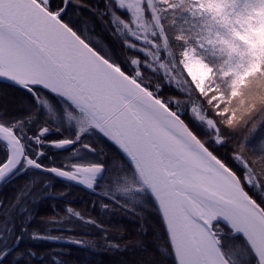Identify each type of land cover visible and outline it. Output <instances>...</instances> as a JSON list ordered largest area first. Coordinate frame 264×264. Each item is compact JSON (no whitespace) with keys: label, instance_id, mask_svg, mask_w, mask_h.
I'll list each match as a JSON object with an SVG mask.
<instances>
[{"label":"snow or ice","instance_id":"snow-or-ice-1","mask_svg":"<svg viewBox=\"0 0 264 264\" xmlns=\"http://www.w3.org/2000/svg\"><path fill=\"white\" fill-rule=\"evenodd\" d=\"M102 3L0 0V92L21 99L19 114L0 109V184L15 188L0 195V264L37 258L25 238L83 244L70 218L103 230L71 206L39 218L56 234L30 227L36 205L68 194L56 180L132 213L141 235L154 221L148 244L105 236L146 253L137 264H264V0ZM96 18L135 55L93 43Z\"/></svg>","mask_w":264,"mask_h":264},{"label":"trees","instance_id":"trees-1","mask_svg":"<svg viewBox=\"0 0 264 264\" xmlns=\"http://www.w3.org/2000/svg\"><path fill=\"white\" fill-rule=\"evenodd\" d=\"M87 2L96 6H103L102 0H87ZM84 15L87 16V12H85ZM75 19L76 17L73 15L74 22ZM81 19L83 20V17ZM92 22L95 23V28L93 30L90 27L89 31L93 32V35L91 36L93 43H97L98 46L104 49L113 47V50L121 57V59H126L135 55V53H132L130 50L122 49L119 46L123 37H120L118 34L114 35L113 32L109 30V26L107 24L100 21L98 18L94 21H90V23ZM177 91H179V86L176 84H173L171 88L166 86L162 91V96L165 99L172 96L175 100L177 98L175 96V92ZM20 105V97L11 90H3L0 92V109L7 111L10 115L19 114ZM173 106L175 107V104ZM181 107H184L183 103L181 104ZM190 107L191 106H189V110ZM185 119L187 120L188 117L185 116ZM221 154L227 157V153H224L223 150H221ZM14 183L18 186L23 183V179L18 178ZM64 184L65 182L56 180L51 189L53 195L60 192H67L68 194L63 197L76 198L79 200L75 207L77 211H81L85 217L91 216L97 219L102 225H104L103 230H101L93 225L82 223L78 219L75 220V232L70 234L67 233V235H72L76 238L82 239L85 247L82 248L67 245L70 252L68 255L62 257L67 264H137V262L142 259H148L147 254L140 248H133L130 251L123 252L107 250L105 247V236L108 241L116 243H123L124 241L130 239H140L145 244H148L151 242L152 230L154 226V221L151 220V218L145 220L147 233L141 235L137 231L139 227V220L132 213L125 214L123 210L118 212L106 211L102 213L98 207H92L91 201L94 199L92 196L84 194L77 186H66ZM14 192L15 188H13L12 184L7 186L2 184L0 185V195L12 196ZM51 203L52 198L49 197L43 199L34 207L37 220L34 221L33 225H30V227H37L41 233L48 231L50 228L51 230L54 228L53 226L39 222V218H44L46 220L57 219V216H55V213L52 210ZM53 244L47 242L42 243L41 246L51 248L55 246ZM43 253L44 255H47L45 254V251ZM29 262L30 264H41L43 261L38 262L36 260H32Z\"/></svg>","mask_w":264,"mask_h":264},{"label":"flooded vegetation","instance_id":"flooded-vegetation-1","mask_svg":"<svg viewBox=\"0 0 264 264\" xmlns=\"http://www.w3.org/2000/svg\"><path fill=\"white\" fill-rule=\"evenodd\" d=\"M64 185L69 186V185H67V183H65ZM47 198H49V197H47ZM78 202H79V200L76 199V198L59 197L57 199H52L51 207H52V210L55 213V216H57V219H60L61 217H63L65 215L66 207L71 206V207H73L75 209L76 204ZM13 216H15V213H13ZM75 220H76V218H71L69 220H66L65 224L66 225H71L74 228ZM51 231H52V233L56 234L55 228H53ZM74 232H75V230L72 233H74ZM65 235H67V233ZM42 243H47V242H45V241H31V240H28L27 238H25V241L21 245V247L25 248V249L31 248V249L35 250L37 252V254H38L37 258L31 259V260L29 259L27 261V264H30L29 261H32V260H36L38 262L43 261L41 264H53V261L51 259V253L48 252L49 249H57V251L55 253L57 258L59 260H61L63 262V264H67V262L64 261L63 258H62L63 256L68 255L69 252H70L69 249L67 248V245L68 246H70V245L75 246L72 243H62V244L61 243H54V244L51 243V244H53L55 246L51 247V248H47V247L41 246ZM48 243H50V242H48ZM82 245H83V247H85L84 244H82ZM75 247H78V246H75ZM61 249L63 251H60ZM44 251H45V254H47V255H44V253H43ZM40 254L44 255V259L43 260L39 259V255ZM21 264H25V262L22 261Z\"/></svg>","mask_w":264,"mask_h":264},{"label":"water","instance_id":"water-1","mask_svg":"<svg viewBox=\"0 0 264 264\" xmlns=\"http://www.w3.org/2000/svg\"><path fill=\"white\" fill-rule=\"evenodd\" d=\"M64 182V181H63ZM65 183H67V182H65ZM1 185V184H0ZM75 246H78V247H83V245L82 244H80V245H77V244H74Z\"/></svg>","mask_w":264,"mask_h":264}]
</instances>
